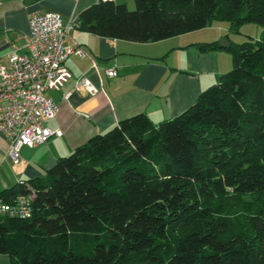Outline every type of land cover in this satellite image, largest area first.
<instances>
[{
  "label": "trees",
  "instance_id": "obj_1",
  "mask_svg": "<svg viewBox=\"0 0 264 264\" xmlns=\"http://www.w3.org/2000/svg\"><path fill=\"white\" fill-rule=\"evenodd\" d=\"M99 0L76 26L149 43L215 21L264 29V0ZM224 49L233 67L182 113H140L59 157L46 176L0 191L32 196L0 217L11 264H264V31Z\"/></svg>",
  "mask_w": 264,
  "mask_h": 264
},
{
  "label": "crops",
  "instance_id": "obj_2",
  "mask_svg": "<svg viewBox=\"0 0 264 264\" xmlns=\"http://www.w3.org/2000/svg\"><path fill=\"white\" fill-rule=\"evenodd\" d=\"M98 1L0 0V61L8 64L14 49L27 51L33 15L58 12L66 24H73L84 9ZM113 1L127 3L129 8L135 3ZM195 33L140 43L95 35L74 26L66 41L84 48L88 56L70 55L63 75L46 91L59 106L57 116L46 120V125L61 128L63 135L33 148L24 147L22 163L17 166L7 156L9 142L0 133V191L46 176L59 157L69 155L122 119L144 113L159 124L188 109L202 91L227 72L230 55L224 49L201 51L191 45L218 40L202 39ZM109 67L117 69L115 77L108 76ZM0 264H11L10 255L0 253Z\"/></svg>",
  "mask_w": 264,
  "mask_h": 264
},
{
  "label": "built area",
  "instance_id": "obj_3",
  "mask_svg": "<svg viewBox=\"0 0 264 264\" xmlns=\"http://www.w3.org/2000/svg\"><path fill=\"white\" fill-rule=\"evenodd\" d=\"M76 23L66 24L58 12L35 14L30 18L27 51L14 49L8 64L0 61V133L9 142L7 156L17 166L22 163L24 147L33 148L63 135L61 128L46 125L59 111L46 91L61 78L70 55L88 56L84 48L66 41ZM106 72L110 77L117 75L115 67ZM31 214V195L20 194L11 201L0 196V217L28 218Z\"/></svg>",
  "mask_w": 264,
  "mask_h": 264
},
{
  "label": "rangeland",
  "instance_id": "obj_4",
  "mask_svg": "<svg viewBox=\"0 0 264 264\" xmlns=\"http://www.w3.org/2000/svg\"><path fill=\"white\" fill-rule=\"evenodd\" d=\"M130 9H135V3L130 6ZM263 31L264 29L262 26L253 22L245 23L239 26L237 30H234L228 21H215L211 25L200 29V31L197 30L198 33H195V35L202 39H212L213 37H217L216 39H218L220 43L224 39L228 40L229 42L233 41L235 43H242L245 41L261 38ZM229 54V65L227 63L228 66L225 68V71H229L233 67V56L232 53ZM172 58L173 57L171 56L169 59L171 62L173 60Z\"/></svg>",
  "mask_w": 264,
  "mask_h": 264
},
{
  "label": "water",
  "instance_id": "obj_5",
  "mask_svg": "<svg viewBox=\"0 0 264 264\" xmlns=\"http://www.w3.org/2000/svg\"><path fill=\"white\" fill-rule=\"evenodd\" d=\"M231 44V42H229L228 40H226V39H224L221 43H220V45L222 46V47H224V46H229Z\"/></svg>",
  "mask_w": 264,
  "mask_h": 264
}]
</instances>
